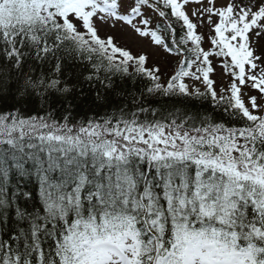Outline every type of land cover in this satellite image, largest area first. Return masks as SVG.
Segmentation results:
<instances>
[{"label":"snow or ice","instance_id":"1","mask_svg":"<svg viewBox=\"0 0 264 264\" xmlns=\"http://www.w3.org/2000/svg\"><path fill=\"white\" fill-rule=\"evenodd\" d=\"M262 40L264 0H0V264H264Z\"/></svg>","mask_w":264,"mask_h":264},{"label":"rangeland","instance_id":"2","mask_svg":"<svg viewBox=\"0 0 264 264\" xmlns=\"http://www.w3.org/2000/svg\"><path fill=\"white\" fill-rule=\"evenodd\" d=\"M224 0H218V3H223ZM199 5L190 3L187 6V10L189 13L193 8L198 7ZM109 32L110 34L116 36L118 42L121 46H125L129 48L134 54L138 53H145L149 57L148 63L151 65L153 62L161 63L164 67H167V65L164 63L165 58L171 61L173 66L174 59H171L169 56L165 55V53L158 51L149 41V39H141L139 37H129L125 36L121 38L120 32L121 29L119 25H117V28L115 30L113 29H107L104 28L101 30V35H104L105 32ZM198 31H203L202 29H198ZM261 43H264L261 41ZM207 47V45H205ZM214 79H218V77H213Z\"/></svg>","mask_w":264,"mask_h":264},{"label":"trees","instance_id":"3","mask_svg":"<svg viewBox=\"0 0 264 264\" xmlns=\"http://www.w3.org/2000/svg\"><path fill=\"white\" fill-rule=\"evenodd\" d=\"M178 38L179 37L177 35V39ZM190 46L191 45L189 44V47ZM165 55L169 56L171 59H174L173 66H175L178 58L173 57L171 54H167V53H165ZM82 67H83V65H77V71H79V69ZM145 82L146 81H144V80L136 81L135 89H133V83L131 80H125L123 83H120L119 79H117V86H118V88L124 89L125 91H128V92L135 90L136 94L139 95V90H140L142 84H144ZM96 89H100L99 84L96 85ZM93 91H90L88 89V87L85 85V92H86L88 98L86 100H84L83 102H81L80 107L77 108L75 110V112L73 113L75 121H79V120L85 119V118H91L93 116L103 115L105 109L104 108H97L96 105L92 103ZM101 91H103V90H101ZM119 102L120 101L118 99H115V98L112 99V103H119ZM128 102H129V104L131 103L130 99ZM40 114L44 115V113H40ZM60 116H61V113L56 112V113H54L53 118L59 120Z\"/></svg>","mask_w":264,"mask_h":264},{"label":"bare ground","instance_id":"4","mask_svg":"<svg viewBox=\"0 0 264 264\" xmlns=\"http://www.w3.org/2000/svg\"><path fill=\"white\" fill-rule=\"evenodd\" d=\"M264 42V40H262Z\"/></svg>","mask_w":264,"mask_h":264}]
</instances>
